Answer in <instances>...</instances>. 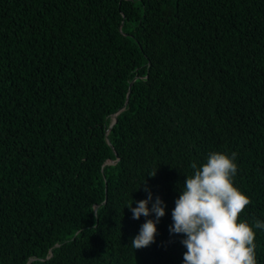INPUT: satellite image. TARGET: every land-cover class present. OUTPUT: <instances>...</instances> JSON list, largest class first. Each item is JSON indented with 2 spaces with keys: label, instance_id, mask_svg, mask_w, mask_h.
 <instances>
[{
  "label": "trees",
  "instance_id": "trees-1",
  "mask_svg": "<svg viewBox=\"0 0 264 264\" xmlns=\"http://www.w3.org/2000/svg\"><path fill=\"white\" fill-rule=\"evenodd\" d=\"M212 152L264 222V0H0V264H184L172 211Z\"/></svg>",
  "mask_w": 264,
  "mask_h": 264
},
{
  "label": "clouds",
  "instance_id": "clouds-1",
  "mask_svg": "<svg viewBox=\"0 0 264 264\" xmlns=\"http://www.w3.org/2000/svg\"><path fill=\"white\" fill-rule=\"evenodd\" d=\"M236 153L231 156L224 152H212L200 167L192 163L194 170L182 187L179 198L172 211L173 225L170 232L184 234L181 243L186 247L184 264H257L255 256L256 229H264V222L257 220L255 225L238 218L251 201L250 198L234 186L237 173ZM157 172V171H156ZM150 174V176H155ZM147 191V189H146ZM152 199L135 202L128 207L133 219L150 216L141 226L139 234L132 240L131 246L137 250L155 242L156 224L165 215V205L157 197L151 209Z\"/></svg>",
  "mask_w": 264,
  "mask_h": 264
},
{
  "label": "water",
  "instance_id": "water-1",
  "mask_svg": "<svg viewBox=\"0 0 264 264\" xmlns=\"http://www.w3.org/2000/svg\"><path fill=\"white\" fill-rule=\"evenodd\" d=\"M107 130H109V129H107ZM107 132V131H106Z\"/></svg>",
  "mask_w": 264,
  "mask_h": 264
}]
</instances>
